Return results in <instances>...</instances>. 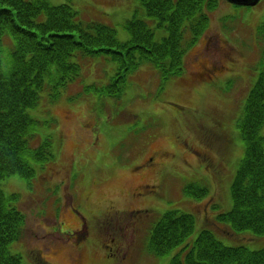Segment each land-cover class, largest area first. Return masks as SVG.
I'll return each mask as SVG.
<instances>
[{
	"label": "rangeland",
	"instance_id": "374dc122",
	"mask_svg": "<svg viewBox=\"0 0 264 264\" xmlns=\"http://www.w3.org/2000/svg\"><path fill=\"white\" fill-rule=\"evenodd\" d=\"M49 1L54 5L69 2L79 11L81 18L96 19L112 25L117 31V38L122 42L131 37L124 27L125 20L132 18L135 10L143 9L140 6V0ZM263 20L264 0L255 7H237L220 1L217 11L211 15L207 31L199 40L200 42L193 44L194 46L185 53V65L182 71L177 72L165 84L159 78L158 69L150 67L149 64H142L128 75L124 92L119 98L109 97L94 88L87 89V86L95 82L99 86L106 85L116 71L115 62L94 56L85 60L83 71L80 72L81 76L68 87L63 88L55 101H46L42 97L35 107L30 108L31 114L38 118L37 129L55 138L59 152L51 162L46 163L38 171V174L30 181L31 184L13 175L2 180L0 187L7 194L17 193L18 205L23 198L21 204L29 216L24 239L30 244L33 253L43 255L46 252L50 255L48 259L43 255L36 260L31 256L28 245L25 242L19 243V240L10 244L11 252L21 254L25 264H69L67 252H72L71 245H74V240L61 239L60 234L76 229L80 225V219L77 217L83 214L87 217L88 233L87 236H81L78 241L82 243L88 264H169L171 256L180 246L174 247L164 256L152 254L146 245L148 240L143 239L144 234L140 228L134 232V235L133 230L129 228L126 235L124 231H121V240L126 243L124 253L141 243L142 239L143 246L132 255L119 256L114 248L106 247V244H114L118 247L117 241L113 243L111 240V231L104 229L103 236L99 227L101 220L93 214L103 215L109 207L113 206L118 211L122 222L126 221L127 209L143 205V202L132 200L130 194L135 190L139 191L142 185L150 187L149 181L153 174L149 170L141 174L135 171L129 165L131 159L128 151L133 150L134 145L141 142L148 133L155 135L167 133L182 153L180 165L183 167H187L189 160L191 165H198L201 162L199 157L190 154L189 151L185 153L187 149L185 141L190 142L192 149L201 152L202 140H205L206 146L213 150L212 162H215L213 165L219 164L221 169L211 168L210 170L197 166L183 173L174 170L166 173L165 181H163L165 187L161 190V184L158 182L159 190L152 201L155 203L151 205L154 220L147 234L151 230L152 223H155L165 213V209L172 208L176 202L182 211L197 213L185 203L206 199L212 189L221 182L223 187L227 186L225 202L211 203L210 209L214 211L211 223L204 224L202 217L201 219L199 217L197 228L190 235L189 240L195 239L202 227L213 228L212 222L217 221L218 213L232 206L230 188L245 149L236 125L242 116L243 100L246 99L260 71L261 58L259 57L263 39H260L256 32ZM165 34L164 28L157 29L156 39L159 40ZM206 38L210 39L208 43ZM87 61H90L89 70L86 66ZM143 68H150L154 76ZM95 70L98 71L97 74ZM176 90L180 91L176 93V98L200 109V105L197 104L198 91L202 98L201 113L191 110V118H171V111L187 112L183 104L174 98L173 93ZM224 93L228 96L227 98L223 97ZM232 98H238L240 107L236 108L233 105L235 101ZM138 103L147 105L153 113L142 112L143 110L136 108V111L123 110L124 115H118V110L123 109L124 106L133 104L136 107ZM90 111L96 118H91L88 113ZM175 130L179 131L180 136L174 133ZM58 131L61 133L60 142ZM261 134L264 135V124ZM170 139L158 135L154 142L169 146ZM176 153L179 155L178 152ZM135 159H141V155ZM56 161L58 162L54 163ZM226 162L227 168H225ZM50 163L54 164L49 166ZM156 163L159 165V158ZM46 168H48L47 172ZM96 173H99L103 180L91 181ZM70 174L73 180L91 181L82 190V197L81 193L75 192L74 205L81 206L78 212L69 208V199L72 196L68 183ZM49 178L52 179L48 180ZM36 179L38 180L35 181ZM53 179L61 183L63 198L59 197L57 184ZM188 183L207 186L206 195L200 199L188 195L182 189ZM23 193L26 195H22ZM47 197L51 199V208L54 210L46 207ZM199 208L201 209L202 206ZM200 209L196 207V211L203 215ZM206 214L205 211L204 215ZM148 218L151 219V216ZM149 222H145V226ZM42 224L44 226L41 229ZM39 229L43 230L44 237H50L53 233L52 236L56 238L57 243L52 240H43ZM249 235L252 236L251 232ZM218 238L228 244H239L236 236H218ZM62 242H66V248L59 256L54 253L55 246L61 245ZM258 242L264 243V240ZM260 243L248 241L243 244L257 249L264 246ZM91 251L96 253L93 255ZM142 253H145V256Z\"/></svg>",
	"mask_w": 264,
	"mask_h": 264
},
{
	"label": "trees",
	"instance_id": "16d2710c",
	"mask_svg": "<svg viewBox=\"0 0 264 264\" xmlns=\"http://www.w3.org/2000/svg\"><path fill=\"white\" fill-rule=\"evenodd\" d=\"M220 1L140 0L143 9L135 10L132 18L125 20L124 27L131 37L122 42L112 25L81 18L69 2L54 5L49 0H0V181L15 175L31 184L38 171L57 156V141L37 129L38 118L30 108L42 97L55 101L61 90L80 76L85 60L99 56L116 63L115 76L109 83L87 86L109 97H120L128 75L142 64L158 69L165 84L182 71L185 53L202 39ZM160 28L166 34L158 40L156 30ZM256 35L263 39L260 71L243 100V119L236 125L245 150L230 188L232 206L221 210L217 221L212 222L213 228L202 227L193 240L189 237L201 216L196 211L201 200L185 203L198 214L182 211L177 202L165 209L151 225L148 245L151 253L158 256L180 246L170 264H264V246L256 249L243 244L264 240V136L260 134V124L264 122V20ZM86 66L89 70L90 61ZM143 69L154 76L150 68ZM233 101L236 108L240 107L238 100ZM123 110L125 106L118 115L123 116ZM88 113L96 118L91 111ZM98 174L91 181L103 180ZM91 181L71 178L70 183L78 188ZM207 189L197 184L184 187L195 199L205 196ZM57 191L60 197L59 187ZM226 196L224 189L222 195L210 199L224 203ZM17 198L16 193L7 194L0 188V264H25L20 254L10 250V244L23 237L28 220L24 208L16 203ZM176 199L179 200L178 195ZM46 200L45 205L50 208L51 199ZM209 211L210 215H204L205 224H210L214 216V211ZM218 236H236L239 244L225 243Z\"/></svg>",
	"mask_w": 264,
	"mask_h": 264
},
{
	"label": "water",
	"instance_id": "95a60500",
	"mask_svg": "<svg viewBox=\"0 0 264 264\" xmlns=\"http://www.w3.org/2000/svg\"><path fill=\"white\" fill-rule=\"evenodd\" d=\"M231 4L237 5L238 6H248V7H253L257 5L261 0H225Z\"/></svg>",
	"mask_w": 264,
	"mask_h": 264
},
{
	"label": "flooded vegetation",
	"instance_id": "af4514ba",
	"mask_svg": "<svg viewBox=\"0 0 264 264\" xmlns=\"http://www.w3.org/2000/svg\"><path fill=\"white\" fill-rule=\"evenodd\" d=\"M151 154L153 155H160L159 151H155V150H151L150 151ZM154 157H150V161L153 160ZM151 169H153V167H151ZM84 257L82 255L79 256V258H77V264H84Z\"/></svg>",
	"mask_w": 264,
	"mask_h": 264
}]
</instances>
